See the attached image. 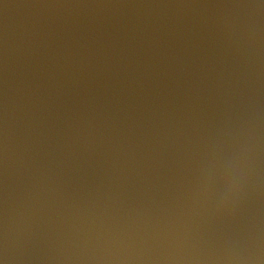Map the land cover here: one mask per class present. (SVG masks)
<instances>
[{
  "label": "water",
  "instance_id": "obj_1",
  "mask_svg": "<svg viewBox=\"0 0 264 264\" xmlns=\"http://www.w3.org/2000/svg\"><path fill=\"white\" fill-rule=\"evenodd\" d=\"M0 264H264V0H0Z\"/></svg>",
  "mask_w": 264,
  "mask_h": 264
}]
</instances>
